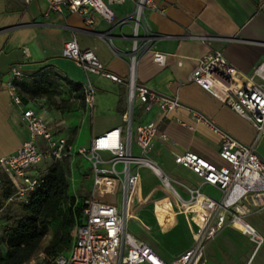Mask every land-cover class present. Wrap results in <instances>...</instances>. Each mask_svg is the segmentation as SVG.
Returning <instances> with one entry per match:
<instances>
[{
    "label": "crops",
    "instance_id": "1",
    "mask_svg": "<svg viewBox=\"0 0 264 264\" xmlns=\"http://www.w3.org/2000/svg\"><path fill=\"white\" fill-rule=\"evenodd\" d=\"M155 5L157 11L145 12L146 27L152 38L148 50L137 58L136 79L158 94L176 98L181 107L167 115L159 113L156 108L147 113L135 108L133 125L150 121L158 124L159 134L154 140L150 159L164 173L165 169L175 168L185 171L179 176L186 177L188 182L165 173L172 180L171 188L151 171L156 181L143 193L140 172L141 182L135 192L139 196L129 204L127 214L130 210L138 223L143 221L140 214L151 213L159 224L168 225L169 236L178 240L179 246L165 248L133 222H129L128 231L143 241L130 230V225H134L157 244L162 253L150 243L143 242L163 260L169 261L172 255L183 252L199 240L204 230L202 210L197 205L186 203L189 194L184 186L199 188L204 196L215 201L222 197L216 188L202 185L201 179L173 161L175 154L192 152L216 165L223 164L218 157L220 136L205 123L197 121L195 114L206 118L242 144L249 145L255 136L249 122L190 83L189 76L201 58L219 51L243 77H254L255 68L264 65V0H155ZM111 10L114 22H118L133 13L134 5L130 2L112 5ZM91 13L94 24L84 26L81 16L76 13L48 12L44 0H31L29 3L25 0H0V158L14 154L30 138L22 120L24 109H33L48 123L53 119L52 125L60 124L59 132L72 144L63 130L65 120L61 116L53 118L39 112L30 101L25 103L21 100L22 106L14 104L10 85L17 80L10 74L11 67H16L24 75L17 82L28 83L49 76L68 87L79 85L80 92L84 85L90 83L95 91L93 109H86L78 99L85 115L88 118L92 116L93 137L124 125V117L128 113L125 86L86 74L74 61L61 56L64 43L76 39L79 47L91 50L107 71L120 77L128 74L130 24L113 25L100 15ZM154 53L164 56L163 65L153 61ZM261 75L264 76V72ZM253 80L264 83L257 76ZM78 90L72 91L73 97L77 96ZM15 93L21 98L16 90ZM132 151L138 153L135 146ZM257 153L264 158V143L260 144ZM156 183L167 192L156 194L152 191ZM141 189L142 194L139 192ZM244 220L264 238V208H251ZM242 228L238 223L237 230L226 227L217 232L203 246L202 264H264V243L255 249L253 243L239 232ZM5 253L8 254L7 251Z\"/></svg>",
    "mask_w": 264,
    "mask_h": 264
},
{
    "label": "built area",
    "instance_id": "2",
    "mask_svg": "<svg viewBox=\"0 0 264 264\" xmlns=\"http://www.w3.org/2000/svg\"><path fill=\"white\" fill-rule=\"evenodd\" d=\"M30 1L25 0L26 3ZM44 1L48 12L76 13L81 16L84 26L94 24L91 12L113 25L131 26L128 74L125 77L107 71L91 50L79 47L76 39L66 41L62 47L61 56L74 61L86 74L125 86L128 113L123 126L93 137L88 147L78 149L77 153L89 162L91 168V195L84 201L83 221L74 230L70 249L54 257L49 264H202L205 241L226 227L236 229L237 223L243 227L238 231L253 243L255 249L264 243V238L244 220L251 208H264V158L257 153L260 144L264 143V83L253 80L257 76L264 82L261 75L264 65L255 68L254 77L245 78L226 61L221 52L216 51L201 58L192 70L189 82L249 122L255 136L249 145L242 144L206 118L195 114L197 121L205 123L220 136L218 157L223 164L216 165L192 152L175 154L173 161L201 179L202 185L216 188L222 197L215 201L204 196L199 188L184 186L189 194V202L201 198L205 217L203 236L191 247L165 261L147 243L136 239L128 231L130 220L127 215L129 203L140 186L141 169H149L159 181L173 188L172 180L150 159L154 140L159 134L158 124L150 121L134 126L132 118L135 108L143 113L156 108L159 113L167 115L181 107L176 98L158 94L136 79L137 58L148 50L152 38L146 27L145 12L158 10L155 0ZM127 2L134 5L133 13L114 22L111 6ZM153 61L163 65L165 59L154 53ZM9 71L17 81L24 78L16 67H11ZM10 91L14 104L22 106L13 85H10ZM81 94L85 108L92 110L95 103L92 85H84ZM22 120L30 138L14 154L0 158V171L9 178L15 189L12 201L27 204L28 195L40 185L49 162L60 161L73 153L68 139L58 130L60 124L48 123L33 109H24ZM133 146L137 148V154L133 153ZM41 164H44L43 167H40Z\"/></svg>",
    "mask_w": 264,
    "mask_h": 264
},
{
    "label": "rangeland",
    "instance_id": "3",
    "mask_svg": "<svg viewBox=\"0 0 264 264\" xmlns=\"http://www.w3.org/2000/svg\"><path fill=\"white\" fill-rule=\"evenodd\" d=\"M34 82L41 83L42 86L48 87V96H37L31 97L30 95H25V98L34 105L39 112H45L49 116H61L65 120V126L63 127L64 132L69 137L72 146V155L69 157L70 164V175L67 179L69 183V195L73 196L76 203L81 204L87 197L91 195L92 191V175L89 162L80 154H78V149L82 147H87L90 143L91 137V123L92 116L90 118L85 115V109L78 99V95L73 97L72 91L75 90L73 87H68L60 81L53 79L52 77H42L29 81V84ZM57 106L62 107L61 109ZM53 123V119H49ZM50 163V162H49ZM41 164L40 167H43ZM165 173L174 177L182 182H188L186 177H180L179 173L185 171L180 168L175 169H165ZM142 175V185L143 193H145L149 188L155 183V176L151 173L149 169H141ZM1 174V171H0ZM1 181V180H0ZM156 183L151 189L156 192V194H165L167 191L162 186H157ZM177 189L180 187L176 186ZM3 187L0 182V233H3L7 228H9L13 222L22 215L21 203L17 200L9 201L2 197ZM142 194V189L139 191ZM169 194L172 195L171 191ZM139 193H134L129 204L133 203L136 198H138ZM136 208V207H135ZM258 209V208H253ZM140 214V213H139ZM130 222L135 223L140 229L148 233L149 236L154 239L159 244H162L165 248H171L174 246H179L180 242L176 239H172L169 234V228L167 224L161 225L154 218L151 213H146L140 218L143 221L135 222L133 216L130 213L127 214ZM247 221V220H246ZM152 228V230H151ZM130 230L134 235L152 245V247L162 253L161 249L157 244L152 242L144 233L137 229L134 225H130ZM196 230V229H195ZM153 232V234L151 233ZM55 238L52 233L48 234L41 243L39 252L27 263V264H49L53 259L54 255L46 252V249L52 248ZM209 240L205 241L204 246ZM5 250L2 254H5ZM62 251L59 254L64 253ZM58 254V255H59Z\"/></svg>",
    "mask_w": 264,
    "mask_h": 264
},
{
    "label": "trees",
    "instance_id": "4",
    "mask_svg": "<svg viewBox=\"0 0 264 264\" xmlns=\"http://www.w3.org/2000/svg\"><path fill=\"white\" fill-rule=\"evenodd\" d=\"M13 86L25 103L28 101L25 95H49L48 87L42 86L41 83L14 81ZM75 89L78 90L79 85H76ZM77 95L82 100L79 90ZM69 175V157L48 164L40 185L34 193L28 195V203L20 202L22 215L0 233V264H27L39 252L42 240L50 233L56 241L50 250L46 249L47 253L56 257L62 251L66 253L70 249L74 230L83 221L84 202L78 204L75 198L69 195ZM0 180L3 187L2 197L12 201L15 195L12 183L3 172L0 174ZM4 249L8 254H2Z\"/></svg>",
    "mask_w": 264,
    "mask_h": 264
},
{
    "label": "bare ground",
    "instance_id": "5",
    "mask_svg": "<svg viewBox=\"0 0 264 264\" xmlns=\"http://www.w3.org/2000/svg\"><path fill=\"white\" fill-rule=\"evenodd\" d=\"M168 180V179H167ZM165 186H169L166 182H162ZM186 203H192V204H194V205H197L200 209H201V198L200 197H198V199H197V201H195V202H186ZM202 210V209H201ZM238 224V223H237ZM204 231V230H203ZM203 236V232H202V234H201V236L199 237V239L201 238Z\"/></svg>",
    "mask_w": 264,
    "mask_h": 264
}]
</instances>
